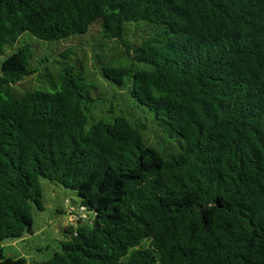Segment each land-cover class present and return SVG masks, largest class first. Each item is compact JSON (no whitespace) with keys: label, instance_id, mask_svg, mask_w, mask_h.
I'll use <instances>...</instances> for the list:
<instances>
[{"label":"trees","instance_id":"obj_1","mask_svg":"<svg viewBox=\"0 0 264 264\" xmlns=\"http://www.w3.org/2000/svg\"><path fill=\"white\" fill-rule=\"evenodd\" d=\"M95 24L130 57L103 77L180 151L160 154L125 117L86 130L83 69L17 97L38 72L20 48L0 75V264H27L4 250L44 211L41 180L76 192L92 219L41 264H264V0H0V57L26 33L53 43ZM138 27L149 34L129 39Z\"/></svg>","mask_w":264,"mask_h":264},{"label":"rangeland","instance_id":"obj_2","mask_svg":"<svg viewBox=\"0 0 264 264\" xmlns=\"http://www.w3.org/2000/svg\"><path fill=\"white\" fill-rule=\"evenodd\" d=\"M149 32V27L129 28L128 36L129 39L137 41L140 35L145 36ZM26 45H30L34 52L32 67L38 72L13 86V92L17 97L37 90L52 91L51 82L58 81L62 69L67 66L74 68L76 76L83 69L89 86L92 84L95 88L92 89L95 100L92 118L86 130L100 120L113 122L116 117H125L146 127L143 136L148 146L167 157L179 153L178 141L171 139L162 128L151 121L150 110L134 99L129 89H121L103 77L104 65L126 67L130 65V57H127L125 48L119 42L104 38L100 25L92 26L87 35L73 36L53 43L42 42L26 33L15 45L8 48L6 56L0 57V75L3 62ZM70 49L73 50V54L66 60L62 55ZM41 185L44 211L34 210L31 233L5 245L6 258L25 259L27 264L48 262L59 251L60 244L71 239L67 233L72 229L76 230L69 221L68 213L70 208L76 210L80 208L78 194L47 180H41ZM86 224L92 226L91 221Z\"/></svg>","mask_w":264,"mask_h":264},{"label":"built area","instance_id":"obj_3","mask_svg":"<svg viewBox=\"0 0 264 264\" xmlns=\"http://www.w3.org/2000/svg\"><path fill=\"white\" fill-rule=\"evenodd\" d=\"M68 218L70 223L73 225H78L83 222H90L92 220L88 210L83 206H80L78 210L73 208L69 210Z\"/></svg>","mask_w":264,"mask_h":264},{"label":"crops","instance_id":"obj_4","mask_svg":"<svg viewBox=\"0 0 264 264\" xmlns=\"http://www.w3.org/2000/svg\"><path fill=\"white\" fill-rule=\"evenodd\" d=\"M69 205H71V203L69 202ZM72 208H70L69 210H71ZM81 225H84V223H82V224H78V225H73L72 224V226L75 228V229H77L78 227H80ZM67 234H69L70 235V238H71V234H70V232H68Z\"/></svg>","mask_w":264,"mask_h":264}]
</instances>
